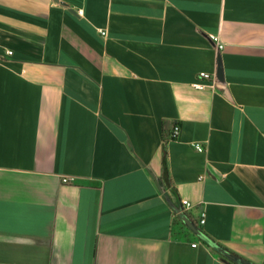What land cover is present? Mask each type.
Masks as SVG:
<instances>
[{
	"label": "crops",
	"instance_id": "0c3cea01",
	"mask_svg": "<svg viewBox=\"0 0 264 264\" xmlns=\"http://www.w3.org/2000/svg\"><path fill=\"white\" fill-rule=\"evenodd\" d=\"M215 246L264 264V0H0V264Z\"/></svg>",
	"mask_w": 264,
	"mask_h": 264
},
{
	"label": "built area",
	"instance_id": "2783aa9c",
	"mask_svg": "<svg viewBox=\"0 0 264 264\" xmlns=\"http://www.w3.org/2000/svg\"><path fill=\"white\" fill-rule=\"evenodd\" d=\"M78 13L80 14V13H81V10H78ZM99 33H100L102 36L105 35V32L102 31V30H99ZM210 39H211V41L214 43V46H215L216 51H221V50L223 49L224 44H223V42H221V40L219 39L218 35H211V36H210ZM5 54H6V55H11L12 52L6 50V51H5ZM199 78H201L202 80H211V79H212V78H211V75H209V74L206 73V72H200V73H199ZM193 86H194L195 88H197V89H202V88L204 87V85L201 84V83H195ZM210 87H212V86H210ZM178 133H179V128H178V126H174V127H173V130H172V133H171V135H170V138H171V139H176L177 136H178ZM192 145H193L194 149H195L197 152H199V153L203 152V147H202L201 144H199V143H195V144H192ZM71 181H72V178H62V182H63V183H70ZM181 205H182V207L185 208V209H189V208L192 207V205H191L189 202L185 201V200L181 201ZM203 221H204V220H203V215H201L200 223H203Z\"/></svg>",
	"mask_w": 264,
	"mask_h": 264
},
{
	"label": "water",
	"instance_id": "95a60500",
	"mask_svg": "<svg viewBox=\"0 0 264 264\" xmlns=\"http://www.w3.org/2000/svg\"><path fill=\"white\" fill-rule=\"evenodd\" d=\"M179 217L181 218V220L183 221V223L187 226V228H189V230L195 234L196 236L203 238L204 236L201 233V231L192 223H190L187 218L184 216L183 213L179 214ZM205 240V239H204ZM214 246V245H213ZM215 248L218 250V252H220L222 255L226 256L227 258L231 259L232 261L238 263V264H247L245 262H243L242 260H240L239 258L234 257L233 255L229 254L227 251H225L224 249L215 246Z\"/></svg>",
	"mask_w": 264,
	"mask_h": 264
}]
</instances>
